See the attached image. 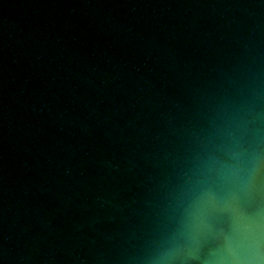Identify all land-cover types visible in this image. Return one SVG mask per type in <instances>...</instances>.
Instances as JSON below:
<instances>
[{
  "label": "water",
  "instance_id": "1",
  "mask_svg": "<svg viewBox=\"0 0 264 264\" xmlns=\"http://www.w3.org/2000/svg\"><path fill=\"white\" fill-rule=\"evenodd\" d=\"M264 212V0H0V264H229Z\"/></svg>",
  "mask_w": 264,
  "mask_h": 264
},
{
  "label": "clouds",
  "instance_id": "2",
  "mask_svg": "<svg viewBox=\"0 0 264 264\" xmlns=\"http://www.w3.org/2000/svg\"><path fill=\"white\" fill-rule=\"evenodd\" d=\"M236 220L242 226L244 243L237 246L229 243L221 259L229 264H264V212L241 213Z\"/></svg>",
  "mask_w": 264,
  "mask_h": 264
}]
</instances>
